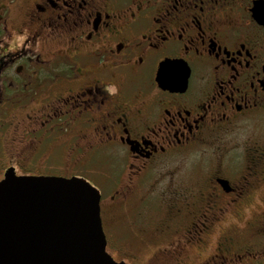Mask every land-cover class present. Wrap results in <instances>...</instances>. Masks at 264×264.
<instances>
[{
  "label": "flooded vegetation",
  "instance_id": "flooded-vegetation-1",
  "mask_svg": "<svg viewBox=\"0 0 264 264\" xmlns=\"http://www.w3.org/2000/svg\"><path fill=\"white\" fill-rule=\"evenodd\" d=\"M55 153L118 261L264 264V0H0V181Z\"/></svg>",
  "mask_w": 264,
  "mask_h": 264
},
{
  "label": "water",
  "instance_id": "water-1",
  "mask_svg": "<svg viewBox=\"0 0 264 264\" xmlns=\"http://www.w3.org/2000/svg\"><path fill=\"white\" fill-rule=\"evenodd\" d=\"M101 192L82 177L0 181V264H128L107 250Z\"/></svg>",
  "mask_w": 264,
  "mask_h": 264
},
{
  "label": "rangeland",
  "instance_id": "rangeland-1",
  "mask_svg": "<svg viewBox=\"0 0 264 264\" xmlns=\"http://www.w3.org/2000/svg\"><path fill=\"white\" fill-rule=\"evenodd\" d=\"M17 134H10V137L8 140L11 139V137H16ZM8 145V148L9 150H13L15 148L14 144L12 143V141L10 140V143H7ZM57 154V155H56ZM39 165L42 164L43 166V169L44 167H49V166H52V161L55 162V169H49L50 173L52 174H61L63 175L68 173V172H71L72 168H71V162H73L70 157L66 156V157H63L62 155L58 154V153H55V155H53L52 157L50 156L49 158H46L45 155H40L39 156ZM56 159V160H55ZM192 159V158H190ZM69 165V167H68ZM28 167H31L33 168L32 166H29ZM80 171H83V172H86L87 169H79ZM21 171V169H20ZM106 191H109L107 188H105ZM105 191V192H106ZM107 205V204H106ZM116 208L118 209V211H109L108 207L104 206V212H105V221L107 223V228L110 229L109 231L112 232L113 230H119V228L117 226H113L115 223H119L121 221H123V218L125 216V212L124 211H120V207H119V204L118 205H115V206H112L111 209ZM146 249V246L144 244H140V243H137L135 242L134 246H122L120 248H116L115 246H111L108 248V251L111 255H115L117 257V259H127V257H129L130 259H132V254H135V253H138V252H142V251H145ZM129 260V259H128ZM137 261V260H136Z\"/></svg>",
  "mask_w": 264,
  "mask_h": 264
}]
</instances>
